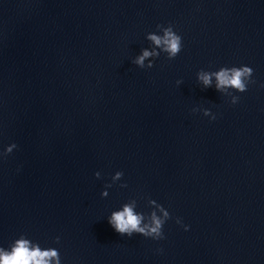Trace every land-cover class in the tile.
<instances>
[{
  "label": "water",
  "instance_id": "water-1",
  "mask_svg": "<svg viewBox=\"0 0 264 264\" xmlns=\"http://www.w3.org/2000/svg\"><path fill=\"white\" fill-rule=\"evenodd\" d=\"M169 28L172 59L147 38ZM124 205L162 238L117 233ZM21 239L49 264H264V0H0V253Z\"/></svg>",
  "mask_w": 264,
  "mask_h": 264
},
{
  "label": "clouds",
  "instance_id": "clouds-1",
  "mask_svg": "<svg viewBox=\"0 0 264 264\" xmlns=\"http://www.w3.org/2000/svg\"><path fill=\"white\" fill-rule=\"evenodd\" d=\"M157 47H161V50L168 54L169 59H172L178 55L181 51V37L173 32L170 28L164 29L163 36L155 34H149L147 37ZM158 55L156 52H149L148 50H142L141 55L137 56L133 61L140 68H144V61L149 56ZM153 67L150 62L147 68ZM252 74V69L249 67L233 68V69H222L220 72L215 73L216 87L220 89L222 87H232L237 91H245L244 78ZM198 79L203 83L205 87L211 85V75L207 73H201L198 75ZM207 114V113H206ZM8 151H11L9 148ZM123 175L122 172L117 171L113 180L120 179ZM97 178L100 177V173H95ZM104 195V193H101ZM163 215L167 217L168 213L164 212ZM143 216L136 213L131 205H124L122 210L111 213L108 217L109 225L119 234L131 236L132 233L136 232L144 236L152 235L154 238H162L161 227L163 221L152 214L151 225L141 226ZM18 250L15 254L11 253H0L3 257V264H49V260L57 257V253L54 250L40 251L38 248H29L28 241L19 240L17 241ZM58 264V261H57Z\"/></svg>",
  "mask_w": 264,
  "mask_h": 264
}]
</instances>
